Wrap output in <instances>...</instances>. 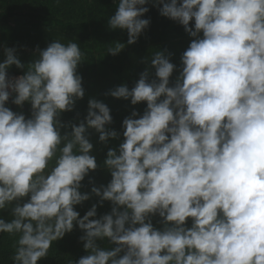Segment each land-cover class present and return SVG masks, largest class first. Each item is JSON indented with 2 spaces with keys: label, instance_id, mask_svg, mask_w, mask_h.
<instances>
[{
  "label": "clouds",
  "instance_id": "9594fccd",
  "mask_svg": "<svg viewBox=\"0 0 264 264\" xmlns=\"http://www.w3.org/2000/svg\"><path fill=\"white\" fill-rule=\"evenodd\" d=\"M147 3L118 0L108 19L110 28L127 30L128 44L150 23L141 18ZM156 4L194 39L172 86L171 53L157 51L150 61L156 79L146 70L131 89L122 84L106 93L146 108L123 119L124 139L107 151L111 179L91 193L112 208L98 219H90L96 204L82 217L73 207L89 199L81 181L97 168L86 127L101 142L118 133L105 129L110 109L96 99L84 121L60 133V113L84 96L79 45L53 40L17 77L6 69L25 66L14 48L4 49L0 209L15 204L10 221L0 218V233L19 234L13 264H37L74 224L88 254L68 264H264V0ZM13 93L15 105L30 102V118L5 106ZM154 215L162 228L153 226ZM103 239L116 247H100Z\"/></svg>",
  "mask_w": 264,
  "mask_h": 264
},
{
  "label": "trees",
  "instance_id": "16d2710c",
  "mask_svg": "<svg viewBox=\"0 0 264 264\" xmlns=\"http://www.w3.org/2000/svg\"><path fill=\"white\" fill-rule=\"evenodd\" d=\"M117 6L118 0H0V62L5 59L4 49L14 48V54L25 66H9L6 69L8 76L23 74L28 65L38 58V50L46 48L53 40L64 44L69 41L76 42L83 53V60L76 71L82 77L84 96L75 100L71 111L60 113L58 120L63 125L60 128L61 135L71 132L70 125L84 121L89 99L101 101L110 109L112 122L105 125V129L117 131L116 138L109 137L106 142H101L99 132L86 127L85 135L93 145L89 154L95 157L97 168L81 181L79 191L89 193V199L73 207L82 217L96 204V216L90 219H98L111 212V202L104 200L101 203V198L91 193V188L106 186L111 179L104 160L107 151L110 148L118 149L124 139L121 126L123 119L130 116L133 110L142 115L146 108V102L133 105L130 98H116L106 93L122 84L131 89L140 74L146 70L149 80L156 79L155 68L150 61L157 51L164 52L165 55L171 53L169 60L176 65L169 78V86H172L181 69L180 56L194 39L184 31L183 25L160 14L161 5L154 6V0H148L145 7L149 10L141 18L149 19L150 23L134 43L128 44L126 29H112L108 25V19ZM192 24L193 21H190L189 26ZM116 43H122L124 47L116 55L109 54L108 48L114 47ZM14 95L13 93L5 102V106L16 113H23L26 119L30 118V102L15 105L12 103ZM14 204L15 202L0 209V218L10 221L13 218L11 209ZM151 220L154 227H163L158 215L152 216ZM186 226H191L190 218ZM18 235L0 233V264H13L12 256L16 250ZM82 235L83 230L74 224L72 231L54 241L48 255L39 259L37 264H68L69 260L76 261L87 255L83 248L84 242L80 239ZM97 244L109 250L116 247L107 239L98 240Z\"/></svg>",
  "mask_w": 264,
  "mask_h": 264
},
{
  "label": "built area",
  "instance_id": "2783aa9c",
  "mask_svg": "<svg viewBox=\"0 0 264 264\" xmlns=\"http://www.w3.org/2000/svg\"><path fill=\"white\" fill-rule=\"evenodd\" d=\"M19 75H22V74H14V75H10L9 77H17Z\"/></svg>",
  "mask_w": 264,
  "mask_h": 264
}]
</instances>
